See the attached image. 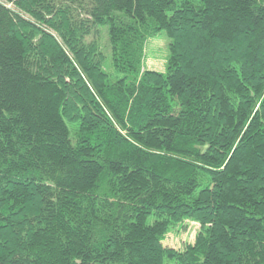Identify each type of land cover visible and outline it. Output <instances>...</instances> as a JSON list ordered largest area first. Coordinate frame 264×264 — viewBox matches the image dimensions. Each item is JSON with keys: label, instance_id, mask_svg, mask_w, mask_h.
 I'll use <instances>...</instances> for the list:
<instances>
[{"label": "trees", "instance_id": "trees-1", "mask_svg": "<svg viewBox=\"0 0 264 264\" xmlns=\"http://www.w3.org/2000/svg\"><path fill=\"white\" fill-rule=\"evenodd\" d=\"M168 262L264 264V0H0V264Z\"/></svg>", "mask_w": 264, "mask_h": 264}, {"label": "rangeland", "instance_id": "rangeland-1", "mask_svg": "<svg viewBox=\"0 0 264 264\" xmlns=\"http://www.w3.org/2000/svg\"><path fill=\"white\" fill-rule=\"evenodd\" d=\"M106 37H104V40ZM170 40L167 38L164 32L158 34V36L150 40L147 47V56L145 61V68L157 71H164L166 62L170 56L169 51ZM111 57L107 54L105 69L110 71ZM190 224L184 231L173 232L168 235L165 240V246L169 248L181 249L185 244H192L195 240L197 233V224ZM168 264H174L173 262H168Z\"/></svg>", "mask_w": 264, "mask_h": 264}]
</instances>
